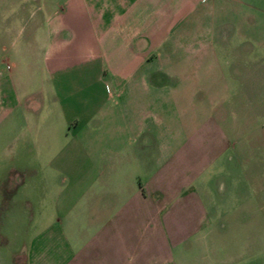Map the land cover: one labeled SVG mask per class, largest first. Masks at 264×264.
Masks as SVG:
<instances>
[{"label": "crops", "instance_id": "crops-1", "mask_svg": "<svg viewBox=\"0 0 264 264\" xmlns=\"http://www.w3.org/2000/svg\"><path fill=\"white\" fill-rule=\"evenodd\" d=\"M0 264H264V0H0Z\"/></svg>", "mask_w": 264, "mask_h": 264}, {"label": "rangeland", "instance_id": "rangeland-1", "mask_svg": "<svg viewBox=\"0 0 264 264\" xmlns=\"http://www.w3.org/2000/svg\"><path fill=\"white\" fill-rule=\"evenodd\" d=\"M13 177H16V175H13ZM16 180V179H15ZM17 196H19V194H16V198H17ZM11 200H14V202L16 201V199H11ZM5 202H8V199L5 201ZM14 210V209H13ZM17 211V210H16ZM21 211V210H20ZM24 243V241H22V240H19L18 239V241H17V243H16V245H15V242L14 241H12V249H18V250H20V248H21V245Z\"/></svg>", "mask_w": 264, "mask_h": 264}]
</instances>
